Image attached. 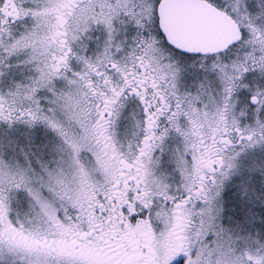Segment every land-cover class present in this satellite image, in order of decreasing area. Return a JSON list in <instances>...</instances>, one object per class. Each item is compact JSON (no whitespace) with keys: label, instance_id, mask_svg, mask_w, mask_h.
Here are the masks:
<instances>
[{"label":"snow or ice","instance_id":"obj_1","mask_svg":"<svg viewBox=\"0 0 264 264\" xmlns=\"http://www.w3.org/2000/svg\"><path fill=\"white\" fill-rule=\"evenodd\" d=\"M0 264H264V0H0Z\"/></svg>","mask_w":264,"mask_h":264}]
</instances>
